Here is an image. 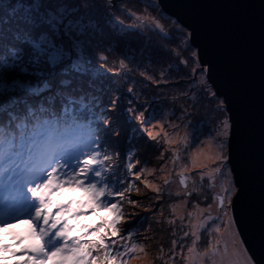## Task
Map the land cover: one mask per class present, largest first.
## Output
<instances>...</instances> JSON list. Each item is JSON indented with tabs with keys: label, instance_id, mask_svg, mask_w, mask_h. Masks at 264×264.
I'll list each match as a JSON object with an SVG mask.
<instances>
[{
	"label": "snow or ice",
	"instance_id": "6c2138e0",
	"mask_svg": "<svg viewBox=\"0 0 264 264\" xmlns=\"http://www.w3.org/2000/svg\"><path fill=\"white\" fill-rule=\"evenodd\" d=\"M116 6L115 0H0V193L5 188L10 193V199L0 200V252L11 250V257H23L14 264H48L50 260L53 264H132L146 252V244L138 242L135 210L150 199V192L161 215L159 201L164 196L178 201L169 205L172 218L167 220L169 225L179 221L182 231L180 241L171 242L172 261L182 257V242L191 237L187 256L182 257L187 264H197V259L199 264L205 260L258 264L234 206L243 185L230 165L232 117L210 79V66L201 61L200 49L192 43V31L179 19L172 20L159 0H150L151 8L172 20L170 34H178L177 48L161 54L170 65L175 58L176 65L168 72L179 70L177 65L188 68L191 61L188 83L198 86V94L217 101L218 123L207 139L187 130L194 127L188 108L157 110L152 102L140 101L132 86L121 93L110 81L122 73L134 84L132 73L137 72L142 80L155 78L159 88L169 78L165 72L158 77L146 75L155 72L147 67L138 71L143 56L137 55L139 49L133 51L127 30L142 28L117 18ZM150 23L164 31L158 19L151 18ZM110 56L120 72L107 67ZM121 117L131 126L123 140ZM153 148L157 150L154 159ZM182 159L189 162L193 175L210 180V188L215 190L219 184L213 198L215 215L212 204L201 208L196 203L198 211H187L195 189L188 187V165H181ZM154 160L158 166H150ZM196 169L202 171L196 173ZM177 178L184 191H172ZM76 189L84 195L63 198L65 191ZM180 208L184 214L178 212ZM5 209L8 220L3 219ZM101 211L107 215L95 224L82 219ZM22 219L30 228L27 235L16 238L13 248L4 242L2 230ZM201 233L209 237V243L194 258ZM225 234L229 240L221 252ZM25 240L30 243L20 248ZM158 258L164 260V256Z\"/></svg>",
	"mask_w": 264,
	"mask_h": 264
},
{
	"label": "water",
	"instance_id": "95a60500",
	"mask_svg": "<svg viewBox=\"0 0 264 264\" xmlns=\"http://www.w3.org/2000/svg\"><path fill=\"white\" fill-rule=\"evenodd\" d=\"M121 0H115V3ZM192 31L200 59L227 103L234 199L251 254L264 264V0H159Z\"/></svg>",
	"mask_w": 264,
	"mask_h": 264
},
{
	"label": "trees",
	"instance_id": "16d2710c",
	"mask_svg": "<svg viewBox=\"0 0 264 264\" xmlns=\"http://www.w3.org/2000/svg\"><path fill=\"white\" fill-rule=\"evenodd\" d=\"M71 2L79 3V0H71ZM149 4L150 0H143V2L142 0L117 1V6L113 9V14L120 20L124 21L126 25L128 24L127 20L124 18L121 19V14L119 15V12L122 13L121 8L130 7L131 10H134L139 14H146V16H143L145 17V19H147L148 23L144 24L145 26L142 31H137L136 29L127 30L129 33L127 39H129L133 44V51L139 49L137 55L143 56V59H140L138 61V63L143 65V67L139 68L138 71H143L144 67H147L149 69H154L155 72L150 71L146 73V75H154V77H158L161 72H165L168 74L169 78L164 80L159 88L156 86L155 78L150 82L142 80L138 76L137 72L132 73V76L136 78V83L134 84H130L128 77H123L122 73L120 76L110 78V81L114 80V86H118L120 88L121 93H123L127 87L132 86L134 94L139 97L140 101L152 102L156 106L157 110H164V104L172 103L173 97L177 98L175 102L177 105L181 104V101H179V99L181 98L180 93L185 90L186 85H188V81L192 79V77L189 76L188 73L190 72L193 65L190 61L188 68H184L182 65H177L179 70L173 68L171 72H168L169 67H171L172 65H176L175 58H173L172 63L170 65L169 61L165 59V57L161 54L164 53L166 49L177 48V43H175L174 41L178 34H170L174 27L172 20H175L176 18L173 16L172 20L162 18L160 16L159 10L151 8ZM151 18L158 19L160 23L164 25L163 32L159 31L158 29H155L154 26H151ZM186 30H188V28H186ZM168 55H171V53H168ZM109 61L110 62L107 67L114 72H120L119 67L116 66L115 63V57L110 56ZM197 89L198 86L195 87L192 96L194 98H197L196 102L199 101V103L193 109L200 111L201 116L198 114L199 117L196 119V122L194 121L193 123L195 124L194 126L198 128V131H210L213 128L212 122L214 120H217L216 116L220 115V113L215 111L217 101L208 97H204L202 94H198ZM220 98L223 99L222 97ZM187 99L189 101V105H191L190 97H187ZM121 125L124 131V136L122 137L123 140L126 139L129 135L131 126L123 123V117H121ZM141 150L144 151V149ZM155 154H157L155 148L151 149V155L153 159ZM156 163L157 162H155L154 160L153 164ZM3 196H9L10 199V193L8 188H5L4 192L0 193V200H2ZM169 201L172 200H169L168 197H164L161 201H159V203L163 206L164 202H168L166 203L167 205L170 203ZM157 203V200L151 197L148 201H143L142 207L137 208L135 210L139 213V215L136 217V228L140 234L145 233L144 235L149 237L147 241H149L150 243H154L152 248L153 253L155 255L156 264H165L164 260H161L158 257L162 256L164 253H167L168 249L171 247V242L172 240H174V225H169L167 223V218L169 217V210L167 208H162L163 215H161L156 209H154L156 208ZM156 216H159L161 221H156ZM141 217H143V219H141ZM3 219L8 220L6 209ZM23 222L24 220L22 219L16 223H11L10 225L17 223L21 224ZM161 249H163V251H161Z\"/></svg>",
	"mask_w": 264,
	"mask_h": 264
},
{
	"label": "rangeland",
	"instance_id": "374dc122",
	"mask_svg": "<svg viewBox=\"0 0 264 264\" xmlns=\"http://www.w3.org/2000/svg\"><path fill=\"white\" fill-rule=\"evenodd\" d=\"M122 9H127L129 12L134 13L135 16H138L140 19L131 18L128 15V12H125ZM121 10H122V13L119 12V15L120 14L124 15V16L120 15V17H121V19L124 18V19L127 20V23H128L127 25H139V24L142 25L143 24L142 26L140 25L142 30H143V28L145 26L144 25L145 24V20H144L145 17L144 16H146V14H139L138 12H136L134 10H131L130 7H125V8L123 7V8H121ZM133 29H135V28H133ZM195 87H196V85H192V84L188 83V85H186L185 90L180 93L181 98L179 99V101H181V104L177 105L176 103L174 104L173 102L169 103V104H164V111H176L181 106L186 107V108L189 109V111H191L193 113V115L191 117H189V119L191 120L192 125L194 126L195 124L193 122L194 121L196 122V119L199 117V115L201 116V112L200 111L194 110L193 108L191 109V105H193V104L197 105L198 104V103H196V99L197 98H194L192 96V93L194 92ZM184 93H186V95H183ZM187 97L188 98L190 97L191 105H189V101H188ZM167 102H169V101H167ZM218 116H216V117H218ZM169 119H173V118L169 117ZM212 123H213V125H212L213 128L210 131H205V132L203 130L198 131V128L196 126H194L192 128H189L187 130L189 132H192L193 130H195L196 133L198 135H200V139H207L210 135H212L213 130L216 128V125H217L218 121L214 120ZM161 128H162V126H161ZM155 151L157 152L156 149H155ZM155 162H157V163L153 164V165H150V166H158L159 162L158 161H155ZM180 164L181 165H185V164L188 165V167L186 169V172L189 174L188 187H189L190 190L191 189H195L193 195L189 198L190 202H189V205L187 207V211L188 212L198 211V210H196L194 208V205L196 203H199L201 208H207L209 204H212L213 205L212 214L215 215V204L213 203V198H214L215 192L219 191V184H217L216 189L213 190L212 188L209 187L210 180L208 178H205V180L201 181L199 179L198 175H193L194 170L191 168V165L189 164V162L187 160L182 159L180 161ZM169 171H172L171 164H169ZM176 171L177 172L180 171V168L178 167L176 169ZM200 171H202V170L201 169H196L195 170L196 173H199ZM184 190L185 189L183 188V186L178 183V178H177L176 182L172 185V191L173 192H177V191H184ZM144 192H145V190L142 188L141 189V193H144ZM83 195L84 194L79 189H76V190H71V191H65L64 194H63V198L64 199L74 200V199H79ZM148 196H149V198L153 197L156 200L154 194L149 192ZM164 197L166 198L167 196H164ZM169 202L170 203L167 204V205H166V203H168V202H166V203L164 202L163 203L164 205L162 206V208H167L169 210V205L172 204V203H177L178 201L172 200V201H169ZM154 209H156V208H154ZM161 211H162V209H161ZM178 212L181 213V214H184L185 210H184V208H180V209H178ZM205 214H207V213H205ZM105 215H107V213L104 212V211H101V212L96 213V214L88 215L87 217H82V219L84 220L85 223L95 224L96 221L100 217L105 216ZM171 218L172 217L170 216V213H169V217L167 218V220L171 219ZM155 220L156 221L157 220L161 221L159 216H156ZM179 224H180V222L177 221L176 225H174V233L175 234H174V237H173L178 242L180 241V238L182 237V231L179 228ZM29 228H30V225L27 224L26 222H23L21 224L17 223V224L9 225L7 228L2 230L4 242L12 245L13 248H15L16 247V238H18L19 236L27 235ZM222 231H223V226H222ZM144 234H140L141 240L138 241V242L146 244V252L144 254H140V256H141L140 259H134L132 261V264H156L155 255L153 253V248H152L154 243L153 242L150 243L149 241H144L143 237L146 236ZM217 238L221 239L220 237H217ZM191 239L192 238L189 237V238H186L182 242V247L184 249V251L182 253V257H186L187 256L186 249L191 246ZM228 240H229V237L225 234L223 236V238L221 239V244L219 245V248H220L221 252H223L224 244L226 242H228ZM28 243H30V241L29 240H25L24 244L19 245V247L23 248ZM208 243H209V237L206 234L201 233V241L197 245L196 253L193 254L194 258L196 257V255L199 252H202V251L205 250V248L208 246ZM171 247H172V245H171ZM169 249H168L167 253H164L162 255V256H164V262L167 261V264H187V261L185 259H183L182 257L176 259L175 261H172L171 259H169V255H170ZM177 250L179 251V247H178ZM0 256H1L0 257V264H14L15 260L23 259V257H19V256L11 257V250L8 253L0 252ZM5 256H9V257H11V259H4ZM216 259L219 260L220 257L217 256ZM48 264H53V262L50 260L48 262ZM197 264H199L198 259H197ZM205 264H209V261L205 260Z\"/></svg>",
	"mask_w": 264,
	"mask_h": 264
}]
</instances>
